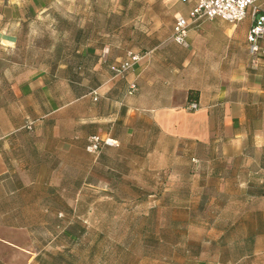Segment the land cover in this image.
<instances>
[{
	"label": "crops",
	"instance_id": "0c3cea01",
	"mask_svg": "<svg viewBox=\"0 0 264 264\" xmlns=\"http://www.w3.org/2000/svg\"><path fill=\"white\" fill-rule=\"evenodd\" d=\"M195 5L0 0V48L14 47L38 13L53 8V66L0 67V190L4 199L24 201L2 215L31 207L57 215L64 185L106 183V169L112 182L168 190L177 181L188 186L180 206L187 218L178 221L205 232L177 241L188 248L186 263L264 264V55L251 53L248 38L256 15L250 9L237 23L203 19L185 46L174 40V24L179 16L191 20ZM131 55L139 60L116 75L113 68ZM193 91L196 110L187 108ZM92 135L118 145L91 154ZM118 152L129 153L130 169H141L143 179L118 171ZM234 231L244 235L225 237ZM234 244L244 249L235 257L215 250ZM38 256L27 264L41 263Z\"/></svg>",
	"mask_w": 264,
	"mask_h": 264
},
{
	"label": "rangeland",
	"instance_id": "374dc122",
	"mask_svg": "<svg viewBox=\"0 0 264 264\" xmlns=\"http://www.w3.org/2000/svg\"><path fill=\"white\" fill-rule=\"evenodd\" d=\"M38 15L42 17L40 21L30 26L14 47L0 48V67L32 71L53 66V8ZM114 156L118 171L129 177L131 170L132 175L143 179L141 169H130L128 152ZM92 172L95 179L101 175L97 169ZM109 173L114 172L106 169L107 181L113 176ZM107 181L64 185L67 192L61 193L66 198L58 201L62 211L57 215L33 214L38 211L33 207L24 210L29 214L2 215V211L24 201L4 199L0 190V264H27L36 254L48 263L34 264H49L54 261L53 255L60 252L65 255L58 261L64 264H193L185 262L188 248L176 246L179 239L184 243L189 235L199 237L205 233L187 231L189 226L185 228L178 221L187 218L180 207L186 184L171 180L174 182L165 190L161 183L130 185ZM152 189L157 196L147 195ZM161 191L165 194H159ZM7 223L18 227L26 223L31 230H14ZM225 235L236 239L244 233L234 231ZM215 250L225 257L244 251L236 244Z\"/></svg>",
	"mask_w": 264,
	"mask_h": 264
},
{
	"label": "built area",
	"instance_id": "2783aa9c",
	"mask_svg": "<svg viewBox=\"0 0 264 264\" xmlns=\"http://www.w3.org/2000/svg\"><path fill=\"white\" fill-rule=\"evenodd\" d=\"M190 1V0H184ZM263 0H196V5L190 12V19L184 16L176 18L174 24V40L188 46L189 31L193 26L199 25L203 19L220 18L230 23L242 21L251 9L255 16V22L249 31L250 51L252 54L264 55V49L260 42L264 40V11L260 13V3ZM260 13V14H259ZM139 60L138 55H131L120 66L114 67L116 75H123ZM188 109L199 108L197 100H191ZM118 143L112 138H103L100 135H92L86 147L87 151L99 155L104 146H117Z\"/></svg>",
	"mask_w": 264,
	"mask_h": 264
},
{
	"label": "trees",
	"instance_id": "16d2710c",
	"mask_svg": "<svg viewBox=\"0 0 264 264\" xmlns=\"http://www.w3.org/2000/svg\"><path fill=\"white\" fill-rule=\"evenodd\" d=\"M198 98V92L197 91H193V92H191V94H190V100H196ZM65 254L63 253V252H60V253H58L57 255H53V260L54 261H49V264H64V263H61V261H58V259H59V257L61 256H64ZM39 257V259L41 260V262H43V263H48V261L47 260H45L44 258H42V257H40V256H38Z\"/></svg>",
	"mask_w": 264,
	"mask_h": 264
}]
</instances>
